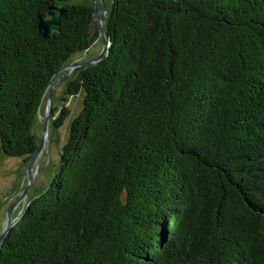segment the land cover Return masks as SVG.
<instances>
[{
  "label": "trees",
  "instance_id": "1",
  "mask_svg": "<svg viewBox=\"0 0 264 264\" xmlns=\"http://www.w3.org/2000/svg\"><path fill=\"white\" fill-rule=\"evenodd\" d=\"M67 1L0 0L7 156L32 155L51 77L99 35L93 7ZM51 5L65 12L45 38ZM104 29L105 54L67 85L82 106L54 176L0 264H264V0H111Z\"/></svg>",
  "mask_w": 264,
  "mask_h": 264
},
{
  "label": "rangeland",
  "instance_id": "2",
  "mask_svg": "<svg viewBox=\"0 0 264 264\" xmlns=\"http://www.w3.org/2000/svg\"><path fill=\"white\" fill-rule=\"evenodd\" d=\"M103 1L109 11L111 0ZM67 3H84L92 7L94 3H96L97 13L94 20L96 22V20L100 19L102 13L101 0H69ZM62 4H65V2L60 3V5ZM102 47L103 38L101 35H98L90 47L71 55L63 64L66 65V67L59 71V73L55 76L54 80L57 79V81L54 82L52 88V113L55 115L62 107H66L68 115L64 119L63 123L56 128L53 125V115L51 113L48 120V131L44 140L43 148L32 164L33 172L32 180L30 182L28 176V166L30 164L31 156L28 158L11 157L3 154L0 150V234L6 224L7 211L9 207L15 203L12 208L14 223L23 208L26 206L29 198L42 192L53 178L56 167L59 163L61 146L67 139L69 125L73 118L77 116L82 106V93L77 95L67 94V85L70 80L75 78L78 69L80 68L77 67L72 71V66L95 57L101 51ZM47 105L48 90L45 91L39 110L31 126V131L36 138L37 145L39 144L42 136L43 121ZM53 109L56 110L53 111ZM27 185H29L27 193L20 199V196Z\"/></svg>",
  "mask_w": 264,
  "mask_h": 264
},
{
  "label": "water",
  "instance_id": "3",
  "mask_svg": "<svg viewBox=\"0 0 264 264\" xmlns=\"http://www.w3.org/2000/svg\"><path fill=\"white\" fill-rule=\"evenodd\" d=\"M101 11H102V13H101L100 19L96 20V22H97V26H98V33L103 38V47H102L101 51L95 57L73 65L72 71L77 67L79 68V67L87 65L89 63H93V62L98 61L99 59L102 58V56L105 54V52L107 50L108 44H107V38L105 35L104 22L106 20L108 9H107V6L103 0H101ZM64 12H65V10L62 6L51 5L48 7L46 16L41 17L38 21V29H39V31L43 37L48 38L53 33L55 27L59 24L61 17L64 15ZM96 13H97V5H96V3H94V5H93V17H94V19H95ZM65 67H66V65H62L59 68V70L51 77L49 84L46 88V90H48V105L46 108V113H45V117H44V121H43L42 136L40 138L39 144L37 145V147L35 148L34 152L31 155L30 164L28 166L29 182L32 180V172H33L32 171V164L35 161L36 157L41 153V150H42L43 144H44V140L47 136L48 120H49V117L52 113V105H51L52 88H53L54 82L57 81V79L54 80V78L59 73V71H61ZM28 186L29 185H27L26 188L23 190V193L20 196V199L26 195L27 190H28ZM14 204L15 203H13L7 211V220H6V224L4 226V229H3L2 233L0 234V242H1L4 234L7 232V230L11 227V225L13 223L12 208H13Z\"/></svg>",
  "mask_w": 264,
  "mask_h": 264
}]
</instances>
